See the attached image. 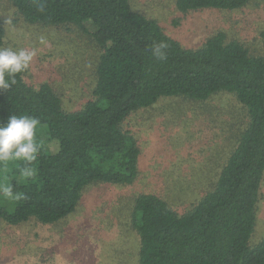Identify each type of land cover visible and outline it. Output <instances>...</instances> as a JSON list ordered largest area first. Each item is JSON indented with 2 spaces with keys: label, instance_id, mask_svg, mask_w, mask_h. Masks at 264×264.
<instances>
[{
  "label": "trees",
  "instance_id": "1",
  "mask_svg": "<svg viewBox=\"0 0 264 264\" xmlns=\"http://www.w3.org/2000/svg\"><path fill=\"white\" fill-rule=\"evenodd\" d=\"M10 1L29 25L72 26L91 34L99 57L92 98L77 112H66L48 84L36 89L26 84L25 71L0 90V125L12 115L37 119L40 146L30 180L20 177L25 162H0L1 182L21 195L11 201L12 210L0 208V222H58L75 210L90 184L133 183L140 151L120 127L131 113L161 98L205 103L228 94L245 112V124L213 186L183 215L153 194L134 200L137 264H264V240L249 244L264 179V58L227 42L222 33L195 50L183 48L155 20L134 11L130 0ZM250 1L175 0V8L182 14L233 11ZM4 39L0 25V49ZM161 42L167 45L165 59L152 54V46ZM48 142L56 144L55 152Z\"/></svg>",
  "mask_w": 264,
  "mask_h": 264
},
{
  "label": "rangeland",
  "instance_id": "2",
  "mask_svg": "<svg viewBox=\"0 0 264 264\" xmlns=\"http://www.w3.org/2000/svg\"><path fill=\"white\" fill-rule=\"evenodd\" d=\"M130 3L183 48L195 50L222 33L227 42H237L264 58V0H251L233 11L186 14L176 10L175 0ZM0 25L5 29L2 49L35 52L24 72L26 84L35 89L51 86L68 113L92 98L99 49L91 34L72 26L29 25L10 0H0ZM244 124L245 112L228 94L205 103L161 98L150 108L136 110L120 125L140 151L135 181L90 184L75 210L58 222L42 224L35 218L14 226L0 222V264H137L139 237L131 221L134 200L153 194L179 215L190 211L213 186ZM40 139L47 142L44 130ZM47 145L56 151L55 143ZM0 208L13 209L2 194ZM263 240L264 179L249 244Z\"/></svg>",
  "mask_w": 264,
  "mask_h": 264
},
{
  "label": "clouds",
  "instance_id": "3",
  "mask_svg": "<svg viewBox=\"0 0 264 264\" xmlns=\"http://www.w3.org/2000/svg\"><path fill=\"white\" fill-rule=\"evenodd\" d=\"M166 47L163 42L154 44L152 54L159 59H165ZM34 56V51L0 49V90H7L14 85V77L30 67ZM38 124L39 121L33 117L12 115L6 124L0 125V162H25L26 166L19 169L20 177L24 180H30L36 175L35 169L30 165L37 160L40 152V146L35 139ZM0 194L11 201L21 199V195L14 193L10 184L0 183Z\"/></svg>",
  "mask_w": 264,
  "mask_h": 264
}]
</instances>
